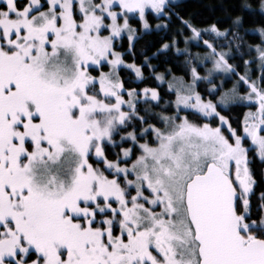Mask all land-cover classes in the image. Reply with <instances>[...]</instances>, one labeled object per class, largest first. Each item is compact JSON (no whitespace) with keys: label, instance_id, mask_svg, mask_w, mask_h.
Returning a JSON list of instances; mask_svg holds the SVG:
<instances>
[{"label":"snow or ice","instance_id":"snow-or-ice-1","mask_svg":"<svg viewBox=\"0 0 264 264\" xmlns=\"http://www.w3.org/2000/svg\"><path fill=\"white\" fill-rule=\"evenodd\" d=\"M172 8L170 0H0V264H264V192L256 197L249 158L264 162V40L248 46L255 57L241 75L230 63L243 42L235 29H198L175 14L178 35L191 33L182 42L207 51L176 47L189 57L190 82H168L174 111L157 127L137 106L159 107V91L121 77L127 69L143 80L149 59L128 63L117 49L127 40L133 54L130 20L149 29L150 13L163 19ZM205 62L207 77L198 71ZM203 80L207 96L197 90ZM242 103L250 110L234 128L222 112Z\"/></svg>","mask_w":264,"mask_h":264},{"label":"trees","instance_id":"trees-1","mask_svg":"<svg viewBox=\"0 0 264 264\" xmlns=\"http://www.w3.org/2000/svg\"><path fill=\"white\" fill-rule=\"evenodd\" d=\"M262 0H181L178 3H174L172 12L169 17L163 19L157 17L155 13H150L147 16L149 23L153 29L148 32H142L141 21L135 18L131 21L133 27L136 28L138 38L133 42L132 55L127 54L128 41L124 40L122 46L118 51L125 52V59L128 63H136L137 65H144L145 57L149 59L151 67H144V79L137 80L135 74L127 69L121 72L122 79L126 82V87H132L138 91L143 88H155L159 91L162 100L159 107L156 106V102L151 106L144 103L138 104V110L141 115H145L144 107L150 106L153 110L152 113L147 115L149 123L155 124L157 127L162 126V122L159 119L158 114L164 113L172 115L173 111H169V101H174V95L169 91L167 82L159 84L156 76L160 73L167 76V80L171 76L184 77L190 82L189 74V57L183 52L178 53L174 47H171L167 51H161L163 44H172L173 40L177 41V45L181 48L187 47L189 52L195 56L196 54H204L207 49L203 45L197 47L195 43H189L185 45L182 40L184 36H189L191 33L188 30H184V36L178 35V31L183 27L180 20L177 19L175 14H179V17L184 20H188L194 27L198 29L209 28L212 24H216L217 27L223 30L235 29L239 36L243 38L241 48L239 52L233 49V55L235 59L230 60L237 71L240 74L244 73V60L251 58V53L248 52V45H259L262 42V36L256 30L264 29V11L261 10ZM241 19V25L234 24L236 18ZM167 24L166 28H157V25ZM204 39L210 40L214 44L224 43L223 38L215 37L214 34H204ZM237 43H241L237 41ZM227 50V49H224ZM243 54V55H241ZM254 66V65H253ZM106 70V69H105ZM200 73H204V68L198 67ZM169 71L171 75H169ZM256 74V70H254ZM217 83V81H216ZM211 84L207 81H201L198 84V91L202 95H206L210 91ZM232 83L228 84L231 87ZM211 98V97H207ZM250 108L242 103L238 106H234L231 111L222 112L225 115L234 128H238L242 125L244 115ZM155 115H152V114ZM183 114V113H182ZM133 125L137 128L140 127L138 121H133ZM146 126V125H144ZM214 126L215 123H214ZM130 127L128 131H132ZM126 133H121L125 135ZM119 141V136L115 137ZM152 139V138H149ZM143 142V141H141ZM131 143L125 145V147H131ZM119 151V149H117ZM111 158V157H110ZM249 158L251 161L250 167L253 170L254 175L257 178L258 186L256 189V197H259L261 192H264V162H262L256 153L250 152Z\"/></svg>","mask_w":264,"mask_h":264},{"label":"rangeland","instance_id":"rangeland-1","mask_svg":"<svg viewBox=\"0 0 264 264\" xmlns=\"http://www.w3.org/2000/svg\"><path fill=\"white\" fill-rule=\"evenodd\" d=\"M181 0H170V3L171 4H174V3H178V2H180ZM136 18H138V17H136ZM139 19V18H138ZM131 21L132 20H130V23H131ZM148 23H149V21H148ZM149 25H150V27H149V29H144L143 28V23H142V21H141V29H142V32H148V31H151L152 29H153V27H152V25L149 23ZM133 27V26H132ZM133 28H135V27H133ZM136 29V28H135ZM256 32H258L259 34H261V32H260V30H256ZM215 35V34H214ZM262 36V35H261ZM137 37H138V33H137ZM262 40H264V36H262ZM169 44V43H168ZM200 45H202L203 46V44H200ZM248 46H250V45H248ZM176 47H179L178 45H177V43H176V45L174 46V48H175V50H176ZM181 50H183L184 48H181V47H179ZM248 49V48H247ZM181 52H183V51H181ZM248 52H249V49H248ZM250 53V52H249ZM201 55H203V54H201ZM251 55H253V56H251V58H249L248 60H252L254 57H255V52H251ZM198 67H202V68H204V73H200L201 74V76H203V77H207L208 76V69H210L211 67H212V65H211V63H207V62H205V63H203V65L202 66H198ZM254 70H256V74H254L255 72H254ZM105 71H107V69L105 70ZM199 71V70H198ZM244 72H245V69H244ZM244 74V73H243ZM243 74H241V75H243ZM251 74H252V76H253V79H256V77L259 75V64H258V62L254 65V66H252V68H251ZM159 75H164V77H165V80H164V82L163 83H165V82H167V84H168V82L169 81H171L172 80V78L174 77V76H171L170 78H169V80H167V76L165 75V74H162V73H160V74H158L157 76H159ZM220 74H216V73H214L213 74V76L211 77L213 80H215V81H217V84L219 83V80H217V76H219ZM176 77V76H175ZM221 78H223V77H221ZM234 80L236 79L235 77L233 78ZM138 80V79H137ZM203 81H207V80H203ZM158 82H159V84H162V82L160 81V80H158ZM201 82V81H200ZM200 82H198L197 83V90H198V84L200 83ZM208 82V81H207ZM212 88V84H211V86H210V88L209 89H211ZM127 98V97H126ZM142 102V101H141ZM152 102H154V101H152ZM143 103V102H142ZM155 103V102H154ZM153 103H149L148 105H152ZM246 104V103H245ZM150 106H145L144 107V112H145V110H147V112L148 113H152L153 112V110H152V108L150 107ZM138 107V106H137ZM250 110V109H249ZM248 110V111H249ZM251 110H255L254 108H252ZM247 111V112H248ZM161 113H159L158 114V116L160 115ZM164 114V113H163ZM141 115V114H140ZM164 115H168V114H164ZM147 117V116H146ZM147 126V125H146ZM145 126V127H146ZM225 134H227V132L225 133ZM126 135V134H125Z\"/></svg>","mask_w":264,"mask_h":264}]
</instances>
